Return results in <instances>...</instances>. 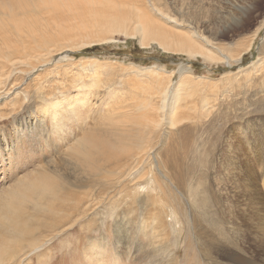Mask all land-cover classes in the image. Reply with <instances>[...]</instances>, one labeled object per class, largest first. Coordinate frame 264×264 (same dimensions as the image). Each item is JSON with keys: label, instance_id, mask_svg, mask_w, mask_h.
Returning <instances> with one entry per match:
<instances>
[{"label": "rangeland", "instance_id": "1", "mask_svg": "<svg viewBox=\"0 0 264 264\" xmlns=\"http://www.w3.org/2000/svg\"><path fill=\"white\" fill-rule=\"evenodd\" d=\"M8 2L12 12L0 10V264H89L85 250L91 241L105 245L102 260L107 264H114L113 260L119 264H263L257 253L259 245L253 243L249 231L241 230L239 238L233 234L252 213V206L244 200L243 192L236 197L239 178L228 175V170L237 168L247 152L254 153L253 173L260 177L257 184L264 190L263 92L259 89L258 95L246 97L237 92L242 69L251 67L264 41V0ZM0 4L4 2L0 0ZM182 4L186 8L181 11ZM159 8L168 16H162ZM99 9L118 15L143 11L140 23L144 27L194 34L198 45L211 50L212 56L166 50L155 35L143 38L147 32L137 31L133 21L114 34L95 36L81 25L91 23ZM181 16L197 33L189 26H176L180 24L176 18ZM13 19L16 22L12 23ZM75 28L83 32L79 43L72 44L65 38ZM106 36L110 39L103 40ZM249 40L253 41L252 49L236 60ZM47 41L50 45L40 47ZM54 43H69V57ZM178 83H182L183 96L178 115L189 120L184 117L176 128L169 124V98L164 102L166 120L161 126H139L136 121L144 117L147 106L152 104L159 111L161 91L169 90L172 97ZM79 98L85 100L79 103L81 108L78 106L79 114H85L80 117L65 105ZM54 100L60 102L57 125L50 116L54 108L49 104ZM136 101L143 110L133 114L128 105ZM187 127L192 128L191 137L184 136ZM249 127H255V133L247 151L242 131ZM138 129H143L146 141L131 152L133 156L124 154L114 160L109 156L110 161L100 158L102 162L93 167L79 162L77 151L84 148L78 141L85 135L118 144L113 132ZM197 137L202 139L199 148L195 146ZM125 141L131 146L130 140ZM3 154L6 158L13 155L15 162L3 164ZM120 165L138 167L136 173L133 169V178L138 180L131 182L128 177L118 184L116 175L108 177ZM47 177L54 178L61 188H37L33 197L43 199L45 209L32 202L24 205L34 219L6 204L7 196L10 198L23 182ZM68 180L74 184L71 189L66 185ZM218 182L224 186L222 199L216 198L221 193ZM136 184L146 188L135 192ZM154 185L161 197L153 201ZM64 190L73 191V200L60 197ZM202 195L208 197V204L200 201ZM81 196L88 198L85 205L78 203ZM3 213L16 232L8 223L1 225ZM174 218L182 224L172 226ZM119 220L125 235L116 232ZM26 226L32 228L21 233ZM20 241L24 250L14 256L15 260L12 254L19 251L16 242ZM34 241L40 248L32 252ZM235 246L243 250L239 253Z\"/></svg>", "mask_w": 264, "mask_h": 264}, {"label": "bare ground", "instance_id": "2", "mask_svg": "<svg viewBox=\"0 0 264 264\" xmlns=\"http://www.w3.org/2000/svg\"><path fill=\"white\" fill-rule=\"evenodd\" d=\"M1 1L4 2V4H0V10H2L4 8H7V9H9V11L11 13L12 10H13V7L11 6V4H9L8 0H1ZM185 8H186V4H182L181 11L184 10ZM159 10H160V14L162 16H168V13L166 11H164L161 8H159ZM130 15H128L127 12L118 15L116 12L108 13V11L106 9H99V10H97L96 14L92 15L91 23H89V24L88 23H83L81 25V28L82 29L84 28L85 30H89L93 35H95V36L97 35L98 36V34L102 35V33H105V32H112V33L114 32L115 33V31L117 32L119 30H122L125 27V25H127L129 22L133 21L134 24H137V31H140V32H144L145 31V32H147L148 35H145V36L140 34V35H142L143 38L148 37L149 33L151 35H155V39H159L160 38L162 40V41L158 40L157 42H159L160 45H162V47L164 49H166V50L169 49V50H172V51H182V52L183 51H187V52H190L192 54L197 53V52H201V53L206 54V55H208L210 57L212 56L211 55V53H212L211 50H209L207 48L205 49L204 48L205 46H201L200 47V45H198L199 42H198V40H197L198 43L195 41L193 33H192L193 35H190L188 33H182V34L181 33H175V32H172L168 28H165V27H157V28H155V30H152L150 27L146 28L140 23L141 17L144 16L143 11L140 12V13H137V14H135L134 12L131 11ZM12 17L13 16H11V18ZM181 17L182 18H180V19L176 18L177 22L180 23V24H177L176 26H181L182 25V27H184V28H187L189 26L190 28L194 29V26H192V24L190 22L187 23L186 22L187 20L186 21L184 20V16H181ZM14 22H16V21L13 19L12 23H14ZM263 26H264V23H263L262 27ZM76 28H78V27H76ZM76 28H75V30L78 31V29H76ZM75 30L73 32L70 31V33L68 35H66L67 38H65V40H71L70 43H72V44L79 43V39L81 38V34L83 32L81 30L82 31L81 33H79V31H78V33H76L77 31L75 32ZM193 31L195 33H197V31L195 29ZM258 33H256L255 35H257ZM84 38L86 39V37H84ZM105 38L106 39H110V37L106 36V37L103 38V40ZM253 41H254V39H253ZM253 41H251V40L248 41V43L242 48V51L238 54V57L236 58V60L240 61L242 59V56L244 54L248 53V51H250L252 49ZM50 43H51L50 41H47L46 43L40 44V47H43L45 49V47H47V45H50ZM53 45H55V47L58 46V48L61 47L60 48V50H61L60 52H61V54L63 52H65L64 53L65 56H67L66 53L70 51V48H72V47H70L71 45L69 43L68 44H62V45H58V43H54ZM82 45H85V44L82 43ZM48 49H49V47H48ZM48 51H50V50H48ZM50 54L52 55L53 53H50ZM47 57H48V55H47ZM68 57L69 56H67V58ZM150 70H152V69H150ZM242 72L244 73L243 74V79L241 81H239L238 82L239 84L237 85L238 94H241V95H243L245 97H246V95H248L250 93H255L256 95H258L259 94L258 90L262 89L263 93H261L262 94L261 95V99H264V41L259 45V56H258V58L256 60H253V63L251 65V67H249L248 69H242ZM155 76L153 75L154 79H156ZM156 77H158V76H156ZM9 78H10V76H9ZM94 78H96V77L94 76ZM181 84L180 83L177 84V86H176V88L174 90V95H172V97H171V95L169 97V93H170L169 90L168 91H164V92L161 91V94L163 96V99H162L163 104L160 106V110L158 111L157 107H154L152 104H150L146 108V111L144 113V117L140 118V120L136 121V123L139 126L144 127V129H146L148 127L157 128V126H161L162 122L164 120H166L165 109L167 107V104L164 105V102H167L169 98H171L170 99L171 106L169 108V113H168L169 124L172 127L176 128L180 124H182V122H184V120L188 119L189 117L186 118L184 115H182V116H184L186 118L185 119L184 117H181V116L178 115L179 109L183 108V105H181V100H182V97H183V96H181V92H180L181 91L180 88L182 86ZM158 94H160V92ZM179 98H180V100L178 101ZM79 99L80 100H78V101H77V99L76 100L75 99L74 100H69L68 104L66 102L65 105H69V108L71 109V111H73L75 113V116H79L80 117L81 116L80 114H82V116H84L85 114L83 115L82 111L79 114L78 106H80L79 103L81 104V103L85 102V100H84V98L83 99L79 98ZM58 103H60V102H58L57 100H54L51 104H49V106H51L50 108H52V107L54 108L52 112L50 111L51 112L50 116H52V120H53V122L56 125L59 123L58 122L59 119H57V118H60L59 117L60 114L57 111ZM91 107H93V106H91ZM185 107H187V105ZM46 108H48L47 105H46ZM46 108H44V109H46ZM80 108H81V106H80ZM128 108L131 110V112L133 114H134L135 111L143 110L142 104L139 101L138 102L136 101L133 104L128 105ZM85 109H87V107ZM80 110L81 109H79V111ZM59 111H62V110H59ZM47 112H48V110H47ZM63 113H64V111H63ZM87 115H88V113H87ZM50 119H51V117H50ZM84 119H85V117H84ZM146 122H149V124L146 125ZM131 126H132V124H131ZM114 129H117V127H115ZM193 131H197V130L193 129ZM50 132H51V130H50ZM191 132H192V128L187 127L185 132H184V136L185 137H191L190 136ZM120 133L121 132H117V131L113 132V134H115V137L117 138V140L120 141V142L116 141V142H118V144L107 143L105 141H96L98 138L95 137L94 139H92V135H85L81 140L78 141V144L82 145V148H84V150L82 152L81 151H77V155L80 156L79 162L82 163L84 166L86 164H90V166L93 167V164H95V163L99 164V162L101 163L102 160L103 161H110V158L111 159L112 158L116 159V158H118L121 155L130 154L131 152H133V150H135L136 147L144 144L145 141H146L145 132L143 131V129H138L135 132L134 131H132V132L129 131V132H125V133H122V134H120ZM254 133H255V127L254 128H252V127L250 128L249 127V129L246 132L242 131V134H244L243 141L247 145V147H246L247 151H249V149H250L249 145H250V142L253 140L251 137L254 135ZM125 140H130L131 141V146ZM193 140L194 139H192L190 141H193ZM195 140H196V145L195 146H197L199 148L200 147L199 143L201 142L202 139H200V137H197ZM190 141H188V142H190ZM193 145H194V143H193ZM10 148L13 149L14 146H12ZM13 151L14 150H11V152H13ZM256 153H258V152L256 151ZM133 155L134 154L131 153V156H133ZM109 156H111V157L108 158ZM253 156H255L254 153L251 154V152H247L244 155L242 163L237 168L233 167V168H230L228 170V175H235L236 178H239L238 181H237V188H236V192H235L236 193V197H237V195H239V193L243 192L244 200L246 202H249V204L252 206V213L246 219H244V221H245L244 224H247V226H243L244 224H240V225L238 224L239 228L234 230L233 234L237 238H239V233H240L241 230H243V229L248 230L250 235L253 238V243L256 246L259 245V249H258L257 253H259V255L261 256L262 263L264 264V190H263L261 185L257 184L260 177H258L257 174L253 173L254 171H256V168H254V163H253L254 160L251 159ZM100 158H103V159L100 160ZM140 158H142V156L138 157V159H140ZM114 159H112V160H114ZM2 160H3V164H5L7 161L10 162V164H13L15 162L14 156L13 155L11 156L10 154L8 155V158H6L5 154H3ZM261 161H262V159L260 158V163H261ZM163 166H166V165L163 164ZM97 167L98 168H102L103 166L101 167L100 165H97ZM160 167L162 168V164L160 165ZM134 168H135L134 171L136 173L137 170H138V167L136 168V166H127V165H122L121 166L120 165L119 167H114L108 173V177L112 176V175H116L117 178H118V179H116L117 180L116 182L118 184L121 183L123 180L127 179L128 177H129L131 182H136L138 179L133 178V175L135 174L134 171H133ZM94 169H97V168H94ZM160 171L162 172L163 170H160ZM164 172L165 171H163V173ZM152 181H153V179L151 178V182ZM79 183H82V182H79ZM174 184L179 189L181 188V187H179V184L177 182H175ZM66 185L67 186L69 185L70 189L74 187V184H72L70 182V180L67 181ZM262 185L264 186V183H262ZM20 186H24L25 189L21 191V189L19 188ZM77 186L78 187H85L87 185H84V184H80L79 185L78 184ZM216 186L219 189L218 191L221 192L216 198L222 199V197H224L223 196L224 195V193H223L224 186H222L220 182H218L216 184ZM54 187L61 188L60 184L54 178H48V177H47V180H42V179L39 180V179L35 178L32 181H26V183L23 182L21 185L18 186L17 190H15V193L12 194L10 196V198L7 196L6 204L10 208L15 209V210L22 209L23 212H24L23 216H26L27 219H34L33 215L28 214V206L24 207V205L26 203L32 202V203H34V205L37 208H39L41 210H44L45 209V203L43 202V199L36 200L35 197H33V193L37 190V188H41L43 191H46V190H49V189L54 188ZM144 188H146V187L143 186V185H140V184H136L134 191L141 193L142 189H144ZM152 188H153V192L154 191H156V192H155V194H154V196L152 197L151 200L154 201L156 198L160 199V197H161L160 195L161 194L159 193L160 191H159L158 186L154 185ZM160 188L162 189V193L164 194L165 193L164 188H162L161 185H160ZM48 192H49V194H51V193L53 194V191H48ZM2 196H0V197H2ZM74 196L75 195H74L72 190L71 191H65L64 190L63 195L60 196V197L65 198L66 200H73ZM20 197H25L22 202L19 201ZM199 199L204 205L208 204V197L206 195L205 196L202 195V198L200 197ZM26 200H27V202H25ZM2 201L3 200H1L0 202H2ZM86 202H88L87 196L79 197V202H78L79 204L85 205ZM140 214H142V213H140ZM3 215H4L3 216L4 222H2L1 225L2 224L4 225L5 223L6 224L8 223V226H10V230L13 231V232H16L17 231L16 227L13 226L12 222H6V219H7L6 213H3ZM173 220H174V222H172V226H179V225L182 224V222L177 220L176 218H174ZM187 221L189 222L190 220L188 219ZM117 223H119V228H117L116 232H118L120 234V236H121V233H123V229H122V226H121L122 221L119 220V221H117ZM29 228H32V226H26V229L25 228L22 229L21 233H25L26 230L29 229ZM34 228H35V226H34ZM139 229L142 230L143 228L140 227ZM18 231H20V230H18ZM29 234H30V230H29ZM119 234H117V235H119ZM124 235H122V236H124ZM16 243H17V245L19 244L18 248H17V250H19V251L14 252L12 254L13 257L24 250V248H22V246H21L23 244V243H21V241L20 242H16ZM29 246H30V244H29ZM95 246H97V243L94 242V241L93 242L91 241V245L87 248V251L85 250V256H87L86 258H88L89 264H99V262H98L99 260L102 262V264H107L106 261L103 262V260H102V259H104L103 258L104 255H102V254L104 253V251H106L105 245H102V246L98 245L97 247H95ZM32 247H34L32 252L36 251L37 249L40 248L39 245L37 246L36 242L31 244V248ZM95 248H97V250L98 249L99 250L97 251ZM235 249L239 253H240L241 250H243V248H240L239 246H235ZM239 253H237V254H239ZM28 254H30V253H28ZM232 254H233V256L235 255V258H236L235 252H233ZM25 255H26V253H25ZM13 257H12V259H13ZM125 257H126V255H125ZM115 258H118V257H115ZM15 260H16V258H15ZM12 261H14V260H12ZM113 261H114V264H119L116 260H113ZM20 262H22V261H20Z\"/></svg>", "mask_w": 264, "mask_h": 264}]
</instances>
